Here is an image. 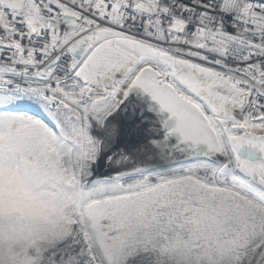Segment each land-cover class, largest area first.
<instances>
[{"label": "snow or ice", "instance_id": "6c2138e0", "mask_svg": "<svg viewBox=\"0 0 264 264\" xmlns=\"http://www.w3.org/2000/svg\"><path fill=\"white\" fill-rule=\"evenodd\" d=\"M26 127L82 200L137 192L148 220L231 216L211 260L168 233L173 264H264V0H0V166L19 163ZM133 134L162 168L94 167L102 151L128 160ZM110 211L75 216L40 264H108ZM123 264L157 256L137 247Z\"/></svg>", "mask_w": 264, "mask_h": 264}, {"label": "rangeland", "instance_id": "374dc122", "mask_svg": "<svg viewBox=\"0 0 264 264\" xmlns=\"http://www.w3.org/2000/svg\"><path fill=\"white\" fill-rule=\"evenodd\" d=\"M27 128L21 129V134H29L22 136L19 163L8 169L0 166V264H30L35 259L41 260L48 248L70 234L74 217L81 214V188L76 178L70 170L58 172L54 167L50 170V180L46 179L47 163L36 161V157L31 159L39 148L47 152L50 141L39 130L33 133L26 131ZM101 195L118 194L97 192L90 200ZM121 242L117 241L115 246L102 244L97 255L108 264H123L119 258Z\"/></svg>", "mask_w": 264, "mask_h": 264}, {"label": "bare ground", "instance_id": "6f19581e", "mask_svg": "<svg viewBox=\"0 0 264 264\" xmlns=\"http://www.w3.org/2000/svg\"><path fill=\"white\" fill-rule=\"evenodd\" d=\"M147 134L136 136L133 134V143L128 146V160L118 161L110 164L108 156L101 152L102 160L98 159L94 166L104 174H110V169L114 168H130L133 166L157 167L162 168L163 162L155 158L151 149L141 148L145 144ZM108 152V155H111ZM103 164L101 168L100 165ZM101 195L95 200H80L81 211L88 216H95L105 210H111L106 219L108 221V229L114 231L113 239L117 243L121 242L123 248L119 258L123 262L125 254L131 255L137 251H153L157 256V264H173L175 260L181 257L174 256L176 245L169 239L168 233L173 235L181 234L192 242L193 248H198L196 243L204 245V249L199 254L211 260L217 253L219 247H224L232 240L231 233L234 231L231 223V216L225 210L217 211H201L199 208L190 211L189 216H184L183 212L179 213V219L175 215L171 220H148L141 218L140 213L136 211L132 205L140 198L139 193L131 192L124 195L115 196ZM91 203V207L89 206ZM93 209V210H92ZM80 211V213H82ZM78 214V212H76ZM113 214V215H112ZM229 228L230 230H227ZM233 230H232V229ZM211 240V244H209ZM115 243V244H116ZM129 249L126 253L125 249ZM40 260L31 262L30 264H39ZM17 264H20L17 263Z\"/></svg>", "mask_w": 264, "mask_h": 264}, {"label": "trees", "instance_id": "16d2710c", "mask_svg": "<svg viewBox=\"0 0 264 264\" xmlns=\"http://www.w3.org/2000/svg\"><path fill=\"white\" fill-rule=\"evenodd\" d=\"M26 131L36 133L37 129L29 127V128L26 129ZM28 134L29 133H23L22 136H25V135H28ZM46 151L47 152H45L44 148H39L38 151L36 152L35 156L32 157L31 161H33V159L36 157L38 159L36 161L46 162L47 163L46 168H48V176H46V179L50 180V176H49L50 170L52 168H54L53 165H52V151L53 150L51 148H48ZM13 168L15 169V167H13ZM6 169H8V167H6ZM51 172L54 173V171H51Z\"/></svg>", "mask_w": 264, "mask_h": 264}]
</instances>
